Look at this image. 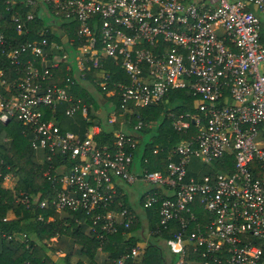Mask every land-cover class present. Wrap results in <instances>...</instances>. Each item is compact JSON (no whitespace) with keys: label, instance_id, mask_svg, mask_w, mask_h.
Wrapping results in <instances>:
<instances>
[{"label":"built area","instance_id":"2783aa9c","mask_svg":"<svg viewBox=\"0 0 264 264\" xmlns=\"http://www.w3.org/2000/svg\"><path fill=\"white\" fill-rule=\"evenodd\" d=\"M4 1L21 6L10 16L20 35L47 4L63 22L65 44L75 47L72 65L71 48L44 32L40 39L18 42L0 32V54L19 69L13 83L1 81L8 95L0 90V121L21 120L43 159L59 157L56 167L43 171L54 193L36 198L38 206L85 211L90 231L102 241L135 220L119 200L116 183L142 180L150 185L141 195L143 207L158 206L154 233L172 222L178 226L167 240L178 254L175 264H264V0ZM108 60L128 81H113L108 88L112 74L101 68ZM61 61L71 73L63 84L49 82ZM88 78L108 95L117 94L122 111L130 103L152 105L171 89L196 96L195 112L169 113L175 129L187 131L193 123L195 131L173 146L165 171H150L147 157L141 172L134 169L133 131L115 129L111 142L99 144V124L82 136L60 128L59 104H66L68 116L87 113L88 105L71 89ZM106 102L107 122L114 123L116 105ZM193 158L212 166V173L189 175ZM18 200L28 202L25 195ZM141 250L133 246L113 263L126 264Z\"/></svg>","mask_w":264,"mask_h":264},{"label":"trees","instance_id":"16d2710c","mask_svg":"<svg viewBox=\"0 0 264 264\" xmlns=\"http://www.w3.org/2000/svg\"><path fill=\"white\" fill-rule=\"evenodd\" d=\"M20 7L18 2L10 5L4 0H0L1 33L9 38H15L18 42L40 39L39 33L44 32L48 40H54L64 45L66 49L71 48L65 44L61 33L47 25L41 15L34 16L28 22V33L17 34L10 16ZM38 11L37 8V14ZM71 50L73 53L75 47H72ZM65 65V61L59 63L58 67L54 69V78L49 82L64 83L66 74L71 73V70H67ZM101 68L112 74L108 88H112L113 83L111 82L113 81H128L129 79L110 60L106 61ZM0 71V80L11 83L18 76L19 69L0 54ZM95 71H97V68H93L92 72ZM83 83L76 82L71 92L88 105L87 113L83 115L76 112L74 115L68 116L64 114L66 104H59L56 111L60 128L74 131L82 136L88 127L94 124L95 121L100 122V119L106 114L104 101H111L116 105V122L110 126L101 127L96 136L98 143L111 142L113 129L118 128L120 122L123 121V130L135 132L138 139L134 150V158L140 157V164H143V158L147 157L146 167L150 171H165L168 156L173 146L195 131L193 123H190L187 131L175 129L172 124L173 117L169 115V113H172L177 116L181 113L196 111V96L191 95L185 89H171L160 101L152 105L135 106L130 103L131 108L122 111L119 108L117 94L108 95L106 90L96 83H91L89 78L83 80ZM0 90L8 95L1 84ZM97 97H100V100ZM139 120L142 122L141 126L134 129V125ZM32 135L31 130L17 118H11L7 122L0 121V264H82L79 259L72 261L69 254L57 257L55 255L56 247L48 246L47 240L64 234L72 235L75 241L81 245L82 253L89 259V264H98L94 261V255L100 244L102 249L107 252L103 264H113L114 259L136 245L141 238L138 235V231L143 227L141 221L134 220L127 228L119 226L115 232L106 233L103 240L100 241L93 234L84 233L85 226L91 224L89 215L85 211H64L60 214L52 206L40 208L36 198L38 200L50 197L54 193V187L48 177L43 174V171L50 165L56 167L59 163V157L54 156L52 161L43 159V162H39L31 145ZM154 148H158L157 153H153ZM228 160L231 162V158ZM228 165L231 168V163ZM204 166L203 173H212V166L205 164ZM215 166L220 167V162L215 163ZM188 174L193 173L188 172ZM7 175L16 177L15 184L12 187L3 185ZM155 192L159 193L158 191ZM24 195L28 198V202L18 200ZM139 201L142 204V196H140ZM126 204L127 202L124 201V205ZM157 208V203H154L144 209L151 236L147 240L143 252L135 258L138 259H128L126 264H174L176 261L177 255L172 252L166 253L160 241L169 240L178 226L172 222L168 229L154 233L158 220ZM198 209L200 208H195L196 211ZM198 214L205 216L201 215L202 209ZM5 216L7 218L3 219ZM48 217L52 218L49 219ZM79 220H82V222H79ZM8 235L11 236L8 237ZM190 257L192 255L187 256V258Z\"/></svg>","mask_w":264,"mask_h":264},{"label":"crops","instance_id":"0c3cea01","mask_svg":"<svg viewBox=\"0 0 264 264\" xmlns=\"http://www.w3.org/2000/svg\"><path fill=\"white\" fill-rule=\"evenodd\" d=\"M40 8L42 9L43 6H40ZM260 18H261V21H262L263 26H264V15L260 14ZM55 29H57L61 33V36H62V31L59 28H55ZM70 62L72 63V65H74V57H73V60H70ZM109 104L110 103L104 101V107L107 110V112L100 119V122L95 121V123H94V124H99L100 130H101L102 126L107 127V126H110L111 124H113V123L107 122V118L109 117L108 115H109V112L111 110ZM111 104L115 105L113 102H111ZM57 117H58V115H57ZM58 119H59V117H58ZM115 120H116V114H115ZM123 125H124V123H123V121H121L120 126L118 128L123 129V127H122ZM118 128H114L113 131L115 129H118ZM34 150L37 154V160L43 162L44 151L42 149H34ZM204 167L205 166L202 164L201 161H199L197 158H193L190 162L189 167H188V172L193 173L191 175L200 176L204 172ZM134 169L138 172V169L135 165V162H134ZM138 183H141V184L138 185ZM116 185H117V191L119 193L118 197H119V200L123 203V206L131 209L133 211V213L135 214V220L141 221V224L143 225L142 229L138 231L139 232L138 235L141 238L138 240L137 244L134 245V246L142 247V250L139 253V254H141L143 252L146 244H147V240L150 239L149 237L151 236V234H150V231L148 230V219H147V216H146V213L144 210L145 207H143V205L140 203L139 198L143 194L144 191H146L148 188H150V186L147 187L148 184L144 183L142 180H137L134 183L117 182ZM143 185H146V188L143 189ZM129 186H134L135 190H136V188L137 189H143L141 191L140 196L138 197V203L140 204V206L137 205V200L134 199L135 197L137 198V196H135L136 194L134 195V193L132 192L133 190H131L129 188ZM124 197H125V200H124ZM124 201L127 202L128 206H126L127 204L124 205ZM200 210H201V208L197 210V214ZM117 211H118V208L115 207V209L113 211L114 216L117 220H120L121 217ZM63 212H60V214H62ZM79 222H82V220H80ZM85 227H86V229L84 228V233L88 234V235H92V232L90 231L89 226H85ZM160 243L164 247V250H166V253L171 252L168 248V241H165V242L160 241ZM47 244H48V246L52 245V246L56 247L55 252L56 253L59 252V255H61V256L65 255V254H69L72 261L79 259L82 261V264H89V259L86 257V255L84 253H82L81 245L77 241H75V239L72 235L64 234V235L59 236V237H52L51 239L47 240ZM174 254H176V253H174ZM138 255H136L134 258H132V260L135 259ZM176 255H177V259H178V254H176ZM106 257H107V252L104 251L102 248L97 247L96 251H95V255H94V261L98 264H103ZM137 259H135V260H137ZM177 259H176V261H177ZM176 261L174 262V264L176 263Z\"/></svg>","mask_w":264,"mask_h":264},{"label":"rangeland","instance_id":"374dc122","mask_svg":"<svg viewBox=\"0 0 264 264\" xmlns=\"http://www.w3.org/2000/svg\"><path fill=\"white\" fill-rule=\"evenodd\" d=\"M41 16H43V19L45 21V23L47 25H51L53 28H59V24H62L63 22L59 20V18H57V16H55L51 11L50 9L47 7V4H44L43 5V8H42V13H41ZM69 58L68 60H73V57H74V54L69 51ZM1 82V80H0ZM1 84V83H0ZM5 88H8L7 85L5 86ZM97 99L100 100V97H97ZM39 162H42V161H39ZM134 162H135V165L138 169V172H141V168L139 167L140 166V157H135L134 158ZM15 181H16V177L15 176H12V175H7L4 182H3V185L6 186V187H12L14 184H15ZM141 183H138V185H140ZM150 185H147V187H149ZM129 188L131 190H133L132 192L134 193L135 196H137V198L135 197L134 199L137 200V205L140 206V204L138 203V197L140 196L141 194V191L146 188V185H143V189H137L136 190L134 189V186H129ZM49 218V217H48ZM50 219V218H49ZM21 236V235H20ZM55 255L57 257L61 256L59 255V253H55Z\"/></svg>","mask_w":264,"mask_h":264}]
</instances>
